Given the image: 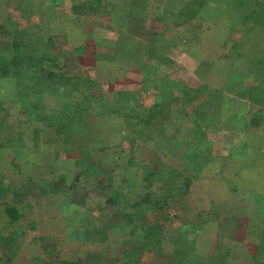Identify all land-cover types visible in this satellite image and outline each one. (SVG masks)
I'll list each match as a JSON object with an SVG mask.
<instances>
[{
    "label": "rangeland",
    "instance_id": "obj_1",
    "mask_svg": "<svg viewBox=\"0 0 264 264\" xmlns=\"http://www.w3.org/2000/svg\"><path fill=\"white\" fill-rule=\"evenodd\" d=\"M189 1L194 0H0V26L7 30L0 28V39L22 45L29 36L50 39L46 51L58 57L68 76L92 79L88 92L95 97L149 87L142 109L163 103L151 123L129 122L132 129L114 109L123 130L118 141L131 136L138 143L128 161L119 157L125 161L115 170L108 168L110 159H99L93 140L98 131L109 134L98 119L115 106L96 105L85 113L84 134H75L68 154L84 159L83 171H99L103 187L97 189L94 177L75 183L70 177L69 186L57 179L76 201L82 225L67 234L61 232L65 228H50L49 216L36 217L37 186L17 162L21 152L15 154L10 145L20 141L28 102L39 97L46 112L56 115L64 103L75 105L87 92L39 96L34 89L29 93V83H37L36 76L28 78L31 71L0 75V187L11 189L0 198V233L19 234L14 264H60L63 257L82 264H170L175 243L198 255L178 264H264V76L258 75L264 72V58L256 64L263 37L213 3L197 19L179 24L176 14ZM22 50L0 54L21 57ZM164 76L168 80L160 95ZM151 172L190 174L188 190L182 191L183 179L176 173L167 183L172 185L167 209H154L144 222L129 221L142 179ZM5 204L15 205L23 218L9 222ZM50 204L43 206L49 211ZM155 225L162 228L159 243L141 257H128L141 248L139 232L133 235L131 228Z\"/></svg>",
    "mask_w": 264,
    "mask_h": 264
},
{
    "label": "trees",
    "instance_id": "obj_2",
    "mask_svg": "<svg viewBox=\"0 0 264 264\" xmlns=\"http://www.w3.org/2000/svg\"><path fill=\"white\" fill-rule=\"evenodd\" d=\"M212 4L220 10L230 12L240 24L243 29L248 30H257L263 37L264 41V0H194L189 1L183 6L182 9L176 14L179 24H186L197 19L198 14H201L205 11L206 5ZM22 6L20 5L19 13L21 14ZM30 12V11H29ZM31 15V14H30ZM19 17V16H18ZM196 17V18H195ZM1 32L7 31L4 26H0ZM28 37V35L26 36ZM50 39L42 41V39H37L35 37H28L25 40V45L20 44L16 40L13 42H8L0 39V52L8 50L13 54H16L23 48L22 52L24 55L20 56H9L0 54V75L14 74L21 71L29 72L28 78L36 76L37 83L33 86L32 82L30 84V89H34L36 94L39 96L42 93H47L48 95H63V97L69 95L73 90H86V96H83L82 100L75 105H70L68 102L64 103L63 110L58 114H47L46 110L42 107V100H39V97L35 100H31L27 103V107L24 110L27 113V120L36 119L40 120L46 125L53 127L55 131L62 136L63 143H67L73 138V135L77 132H80L82 128V123L85 117L86 112L95 111L96 105L115 106V109L119 108L120 112L123 114L125 122H127L132 129V125L129 122L141 123H151L154 120V117L157 116L160 110L158 107L163 103L152 102L149 105H146V109L143 107V97H147L149 87L141 90L139 92L122 89L115 90L114 94L112 92H104V95L101 97H95L90 94L88 91L93 88L94 81L86 76H81L80 74H73L68 76L65 74V70L58 64V57L55 55L49 54L48 50L50 46L48 43ZM4 49V50H3ZM258 55V54H257ZM259 57L256 59V64H261L264 58V45L259 49ZM3 58H5L3 60ZM264 70V67H263ZM36 72L34 74L33 72ZM87 70L85 69V72ZM88 72V71H87ZM259 76H264V72H258ZM164 76L160 83L158 84V94L164 95L162 93L163 84L168 80ZM62 80H67L66 83H61ZM264 81V80H263ZM105 88V87H104ZM155 88V86H153ZM22 93V92H21ZM155 98V96H154ZM136 102V105H134ZM136 106V110L133 113H130L131 108ZM30 109V112L27 110ZM160 108V107H159ZM112 109V108H111ZM142 110V111H141ZM115 111V110H114ZM142 112L140 115H138ZM118 113V112H117ZM138 115V116H135ZM148 122V123H147ZM75 136V135H74ZM74 139V138H73ZM72 139V142H73ZM200 152V151H199ZM198 155V153H196ZM199 156V155H198ZM209 158V157H208ZM84 160V159H83ZM82 159H77V163L81 166L84 164ZM84 166V165H83ZM191 168L186 166V169ZM178 177L183 179V192L188 190L190 177L184 172H176ZM175 173V174H176ZM175 174L168 173H149L145 175L142 179V183L139 190L138 199L133 203L134 211L127 215L129 221H140L144 222V219L149 213H153L154 209H167L168 202L166 199L169 197V192L172 191V185H168V182L175 179ZM124 179V178H121ZM125 180V179H124ZM123 180V181H124ZM148 183L149 186L147 184ZM101 184V183H100ZM103 187V184H101ZM148 187V188H147ZM11 189L6 187H0V198L3 199L6 192ZM182 192V193H183ZM5 214L8 216L9 222L15 223L22 218V214L17 209L15 205L5 204L4 210ZM162 217V216H161ZM167 215H164L162 218L167 219ZM162 228H158L157 225L150 228H131L130 233L133 235L139 232L138 235V244L141 246L140 250L135 252L127 253L128 257H132L133 253H138L141 257L145 254V251H150L151 247L159 243L160 235L158 232ZM18 233L15 231H10L7 234L0 233V264H14L13 261L18 253ZM172 261L170 264H178L182 262L184 258L195 257L193 252L189 251V247H185L183 244L175 243V246L171 253ZM140 257L137 260L140 261ZM222 257L217 258V262H220ZM60 264H82L80 260L70 261L61 259Z\"/></svg>",
    "mask_w": 264,
    "mask_h": 264
},
{
    "label": "crops",
    "instance_id": "obj_3",
    "mask_svg": "<svg viewBox=\"0 0 264 264\" xmlns=\"http://www.w3.org/2000/svg\"><path fill=\"white\" fill-rule=\"evenodd\" d=\"M95 71L97 72L96 69L92 72ZM98 83L99 85H104L100 81ZM114 109L115 108L113 107V110L107 111L106 114L103 115L101 113L99 115L100 118L98 119L99 125L105 123L109 129V134L106 133L104 136L102 131H98L99 134L93 133V140H97L98 143L97 146L95 145L97 151L96 154H99L100 160L110 159V161L107 160V165L109 166V169L113 170L121 167L125 161L119 162V157H126L128 161L133 157L135 148L138 145L137 141L133 142L135 140H133L131 136H127V138L118 141L123 130L120 129V124L118 125V117L117 114L114 113ZM49 113L50 112L47 114ZM101 119L106 120L107 122H102ZM23 122L24 126L22 127V132L20 131L21 134L19 133V143L10 146L15 151V154L16 152H21V154L16 157L17 162L22 170H24V168L28 169V173L32 178L33 183L37 186L38 192L33 194V197H35L33 199V210L36 217L41 219L42 217L49 216L48 218L51 219L47 222L48 226L50 228H65L66 231L61 230V232L67 234L70 232L71 228H82L79 220L80 216L78 215L76 219V209L74 205L77 203L74 198H72V195L70 197L68 196V191H65L64 193L63 190L67 189L65 186H69L67 181L70 177H73L72 180H74V183L76 181L79 182L83 177H94L97 189H102L100 184L102 183L101 173L96 171V169L86 170L85 168L83 171L82 167L84 166L77 163L78 158L68 154L71 151L70 144L72 143V139L76 138V136H74L75 134L70 141L63 143L62 136L58 134L53 127L46 125L42 121L36 119H24ZM125 133L129 134L127 131H125ZM80 135L81 134L78 132L77 137ZM107 135L114 136V138L112 140H106L105 137ZM108 150L112 151L111 154ZM107 153L110 155L109 158ZM96 164H98L97 160ZM57 179H59L58 182L60 184L65 179L66 183L62 184L65 185L64 188L63 186L56 184ZM62 194L68 196V198H65ZM44 203H51L49 205V211L46 206H43ZM81 206L82 204L76 207L81 209ZM44 207H46V209H44ZM66 207H72L73 211L68 212ZM88 208V206H85V209ZM47 212L48 214H46ZM21 214L23 218L24 214L22 212ZM74 239L80 240L83 239V237H74ZM76 240L74 241L76 242ZM72 243L73 245H77L74 242ZM63 258L65 259L66 257Z\"/></svg>",
    "mask_w": 264,
    "mask_h": 264
}]
</instances>
